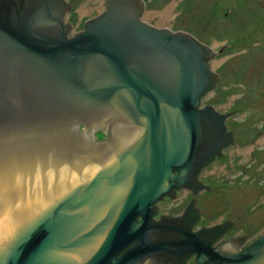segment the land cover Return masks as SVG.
Wrapping results in <instances>:
<instances>
[{"label":"water","instance_id":"water-1","mask_svg":"<svg viewBox=\"0 0 264 264\" xmlns=\"http://www.w3.org/2000/svg\"><path fill=\"white\" fill-rule=\"evenodd\" d=\"M65 3L0 0V264H144L166 249L153 205L232 143L231 113L198 110L215 53L141 21L140 0L68 39ZM195 245L198 264H264V236Z\"/></svg>","mask_w":264,"mask_h":264},{"label":"rangeland","instance_id":"rangeland-1","mask_svg":"<svg viewBox=\"0 0 264 264\" xmlns=\"http://www.w3.org/2000/svg\"><path fill=\"white\" fill-rule=\"evenodd\" d=\"M64 1L71 6L63 17L72 24V35L107 9V0ZM140 1L141 21L188 34L218 53L210 65L219 74V84L203 106L231 113L228 129L237 145L211 169L217 175L206 180L213 193L200 199L199 206L205 208L199 228L230 220L235 227L227 239L247 235L248 242L257 240L264 235V0ZM95 136L97 142L105 139L101 131ZM185 204L163 209L177 215Z\"/></svg>","mask_w":264,"mask_h":264},{"label":"flooded vegetation","instance_id":"flooded-vegetation-1","mask_svg":"<svg viewBox=\"0 0 264 264\" xmlns=\"http://www.w3.org/2000/svg\"><path fill=\"white\" fill-rule=\"evenodd\" d=\"M65 4L68 7V4ZM58 8L59 4L55 6V10L59 11L60 8ZM63 22L66 23L64 25L70 26L68 39H72L84 31V29L83 31L82 29L80 31L76 30L74 35H72V31L74 32L72 24L69 21L66 22V19L64 17ZM148 25L153 26L151 24ZM218 52H221V50ZM217 54L218 53L215 52V58L209 61V67L213 74L219 76L217 72L213 71L210 65L212 64V62L217 60ZM219 80L216 84L215 89L201 98L198 110L201 111L207 107H211L214 113H217L221 117H224L226 115L220 113L215 107L203 106L204 99L209 94L216 91ZM227 117L228 116H226L223 123L226 127V132L232 133L233 137L232 143L228 146V148L222 151V156L215 157L205 167L197 171L195 168H193L189 176H187V182H185L184 185L178 187V189L172 188L171 191L168 192V194L164 195L153 205L151 209V220L155 229L153 231L154 233H152L151 230L149 231L150 233H147V241L150 244L161 243L166 247V249L162 253L150 256L147 259V262H145L144 264H198L201 256L199 252L194 250L196 248V242L207 244L213 252L222 254L223 250H237L239 252H243L246 248L250 247L255 241L262 237L260 236L257 240H253L252 242H248L247 235L243 237L232 236L227 239V235L235 227V224L230 222V220L221 222V224L219 225L199 228V225L204 219L203 213L205 208H203V206H199L201 205L200 199H202L205 195H210L213 193V187L208 185L206 183V180L216 178L217 175L215 172L211 171V169L217 162L222 161V159L226 157L225 153L229 149L235 148V146L237 145L236 136L232 131L228 129ZM174 175L176 176L178 174L175 173ZM186 201L187 204H185L181 212H178L177 215H171L163 209V205L170 204L169 206H175L176 204H183ZM141 220V218H138L139 222ZM255 220L258 221V218H255ZM122 255L123 253L121 254V256ZM211 261V259L205 257V264H208Z\"/></svg>","mask_w":264,"mask_h":264}]
</instances>
